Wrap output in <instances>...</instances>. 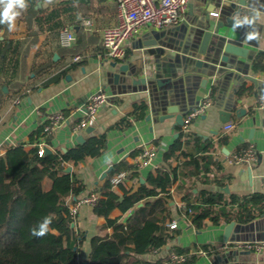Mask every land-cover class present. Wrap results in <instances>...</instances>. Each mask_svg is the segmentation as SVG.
Instances as JSON below:
<instances>
[{
  "label": "crops",
  "instance_id": "1",
  "mask_svg": "<svg viewBox=\"0 0 264 264\" xmlns=\"http://www.w3.org/2000/svg\"><path fill=\"white\" fill-rule=\"evenodd\" d=\"M236 1L188 0L178 24L162 28L145 24L126 41V53L120 60L107 57L101 43V30L116 23V0H34L30 4L25 1L27 7L19 10L14 30L9 31L7 24H0V154L18 142H24L28 147L39 144V129L41 131L46 117L57 111L64 112L67 121L45 136L44 147L50 151L67 150L78 144V135L84 141L105 134L106 145L100 155L86 157L76 164L65 163V167L70 168L69 173L82 185L76 195L62 197L69 207L79 197L98 193L97 189L106 177L101 178V175L122 159L137 165L136 178L122 179L124 188L135 190L144 183L149 172L153 173L163 163V152L178 137H174V134L181 130L182 139L186 136L189 138L184 148L186 153L205 156L208 161L215 162L210 165L209 171H201L195 177L180 175L185 185H193V193L206 189L234 194L243 199L251 197L252 205L258 206L262 202L260 196L264 194V174L261 167L256 166L257 154L264 159V109L260 107V103L264 102V70H254L252 62L256 54L264 52V13L260 12L256 18L258 28L255 29L257 34L250 39L252 45H246L253 50V54L240 59V67L232 70L237 81L240 82V76L247 73L262 82L263 87L257 88L246 80L240 85L239 82L233 84L229 78V81L221 83V88H216L213 80L220 75L205 76L199 73V68L188 74L179 69L176 77L171 79L172 89L167 92L178 111L187 110L186 115L204 99H209V103L191 119L185 130L183 126L174 124V114L161 117L159 102L163 96L162 91L154 88L148 92L139 86L134 91L117 93V85L112 82V74L118 70V66L123 63L132 65L142 56L145 42L150 38L178 46L180 52H185L184 38L190 35L198 22L195 15L198 7L208 6L211 12L217 13L215 5ZM215 17L210 15L212 20ZM86 19L91 22L89 26L83 24ZM64 27L74 35V40L67 47L58 42L59 30ZM75 55L80 56L77 62L72 61ZM201 76L206 78L204 87L199 86ZM242 85L250 89L239 94L237 91ZM98 90H103L108 100L96 110L87 125L92 130L86 132L87 126L74 129L75 120L85 115L84 105L88 96ZM16 99L18 102H15ZM140 100L147 105L144 116L133 120L128 126L113 128L119 119L132 110L133 103ZM227 106L231 107V113L228 121L222 122L219 111L227 110ZM239 107L244 108L245 114L237 119L234 110ZM229 122L234 127L225 131L223 126ZM223 137L226 138L225 142H222ZM248 146H252L255 152V160L249 166L252 168L251 175L247 165L231 161L234 153ZM143 148L152 149L153 154L150 160L139 162L136 156L140 152L134 156L131 153ZM185 158L180 156L177 162ZM172 164L175 165L176 161ZM186 170L189 171L190 167H185ZM178 184L179 179L170 189L171 218L166 221V225L172 220L177 224L172 228L174 231L171 237L162 246L134 255L131 264H168L174 246L185 248L187 258L195 257L189 264H264V251L244 253L229 245L230 240L264 238V216L260 215L247 223L235 222L240 227L232 229L227 241L228 247L225 248L223 232L227 222L214 224L205 219L203 226L196 229L188 218L182 216V209L178 208L179 202L183 201L175 190ZM44 186H47L45 181ZM112 189L118 194L122 192L117 184L112 185ZM92 205L80 206L73 222L74 231L83 234V240L77 247L78 263L88 260L89 238L92 235L111 233V228L101 230L100 226L105 219L93 213ZM127 215L118 208L110 212V217L122 221ZM231 254L233 258L228 261Z\"/></svg>",
  "mask_w": 264,
  "mask_h": 264
},
{
  "label": "trees",
  "instance_id": "2",
  "mask_svg": "<svg viewBox=\"0 0 264 264\" xmlns=\"http://www.w3.org/2000/svg\"><path fill=\"white\" fill-rule=\"evenodd\" d=\"M25 1L29 4L34 2ZM252 67L264 70V52L254 56ZM249 89L242 85L238 93ZM146 108L145 101L134 102L132 110L112 127L130 125L133 120L144 116ZM182 136L180 130L178 137L163 152V163L153 173L149 172L144 183L135 190L124 188L123 180H119L117 185L122 192L118 194L112 189L110 179L120 172H124L125 178H136L137 165L122 159L111 166L92 205L93 213L105 219L101 230L111 228V233L95 234L89 238V254L85 263L76 260L83 234L74 231L68 206L62 200L65 195H76L82 185L64 168L67 162L76 164L86 157L100 155L106 145L105 134L92 136L64 152L54 150L42 155H38V144L28 147L24 142H18L7 147L0 154V264H131L134 255L162 246L171 237L174 230L166 225V221L171 218L170 189L178 179L175 190L181 195L185 208L190 209L188 219L196 229L203 226L205 219L214 224L231 220L247 223L264 213V194L260 196L262 202L255 206L251 197L243 199L206 189L193 193V185H185L181 177H195L201 171L205 173L215 162L208 161L205 156L186 153L184 148L189 138L182 139ZM225 140L223 137L222 142ZM138 152L141 149L131 155ZM180 156L186 158L177 162ZM173 161H176L175 165ZM185 167H190V170L184 171ZM44 181L47 186H44ZM214 182L218 183V180ZM139 203L141 205L138 206ZM114 208L121 213L132 212L122 221L110 217ZM46 221H50L48 231L43 236L33 235V231L38 233ZM172 251L185 255L182 264L195 260L194 256L186 257L185 248L174 246Z\"/></svg>",
  "mask_w": 264,
  "mask_h": 264
},
{
  "label": "water",
  "instance_id": "3",
  "mask_svg": "<svg viewBox=\"0 0 264 264\" xmlns=\"http://www.w3.org/2000/svg\"><path fill=\"white\" fill-rule=\"evenodd\" d=\"M215 7L218 8L216 15L212 14L208 6L204 8L202 6L198 7V11L195 13L198 17V22L194 25L190 35L184 38L185 52H180V49L177 48L178 46H171L157 38L147 40L142 56L138 57L130 66L127 63L120 64L118 70L112 74V82L117 85V93L134 91L139 86L141 90H147L148 92L152 89L154 90V88L162 91L163 96L160 97L159 102V107L162 110L161 115H163L161 117L164 118L174 114V124L181 127L187 110L186 112H179L178 107L171 102L169 93H167L168 90L172 89L171 79L176 77L179 69L181 72L188 74L196 72V69L199 68V73L205 76L220 75L213 80V86L216 88H221V83L224 80L226 82L229 81V78L233 84L238 83L239 81L235 78L232 70L240 67L238 64L240 59H245L247 55L253 54V50L246 45H252L250 39L257 34L255 29L257 30L258 24L255 21L260 12L264 13V0L220 2ZM210 15L216 16L215 19H210ZM203 67H206L205 70ZM240 78L239 85L246 80L257 88L261 89L263 87L262 82H259L253 76L247 75V73H243ZM205 83L206 78L201 76L199 86L204 87ZM230 109L231 107L227 110L221 109L219 111L222 122L228 121L231 113ZM234 114L239 119L245 114V110L241 107L236 108ZM91 130V126H87L85 129L86 132ZM251 133L252 130L250 131ZM177 135V133L174 134V137ZM76 141L82 143V136L78 135ZM62 151L64 152L66 149L63 148ZM44 152H50V150L44 147ZM256 166L258 168L261 167L264 174V159H262L260 154H257ZM109 170L104 172L101 178L106 176ZM64 171L69 172L70 168L65 167ZM247 171L251 175L252 168L248 167ZM140 181L142 182L143 180ZM131 212L132 210L128 215ZM127 216L123 221L126 220ZM261 216H264V214H261ZM71 226L73 227V223H71ZM235 226L240 227L233 220L227 222L224 226L223 242L226 244L225 248L228 247L227 241ZM234 241L236 240H230L229 242ZM72 249L75 248L73 247ZM235 250L238 251L237 249ZM243 252L248 253V251ZM232 258L233 254L229 255L227 260L231 261Z\"/></svg>",
  "mask_w": 264,
  "mask_h": 264
},
{
  "label": "built area",
  "instance_id": "4",
  "mask_svg": "<svg viewBox=\"0 0 264 264\" xmlns=\"http://www.w3.org/2000/svg\"><path fill=\"white\" fill-rule=\"evenodd\" d=\"M188 0H116V23L106 26L101 30V43L107 57L113 60L123 59L126 53V41L131 38L145 24H150L156 28L172 26L178 24L186 10ZM216 15L215 12H212ZM90 20H84L83 24L90 25ZM1 34V30H0ZM74 40L73 33L66 27L61 28L58 33V42L61 46H70ZM80 60L79 55L72 58L73 62ZM108 100L107 94L103 90L91 93L84 105L85 115L78 118L73 123L74 129H82L86 127L96 110L104 105ZM15 102H18L16 99ZM209 103V99H204L196 108L190 110L183 118V129L188 126L193 117L198 115L204 105ZM260 107L264 109V102L260 103ZM67 121V116L62 111L49 114L45 122L41 126V142L38 144V155H42L45 146V136L53 129ZM234 127L233 123H225L223 129L229 131ZM153 150L143 148L136 156L139 162H146L151 159ZM255 160V152L252 146H248L231 157V161L236 164H245L248 167ZM125 177L124 172L111 176V185H116L119 180ZM98 193H89L85 196L77 198L69 207L68 212L73 222L77 216L79 207L88 204L92 205ZM178 208L182 209V216L189 218L190 209L185 208L183 201H180ZM176 221L172 220L168 223L169 228L176 227ZM228 244V243H227ZM231 244V245H230ZM229 245L240 251L263 252L264 239L239 240L230 242ZM201 252V251H200ZM185 260L184 254L171 253L168 258V264L180 263Z\"/></svg>",
  "mask_w": 264,
  "mask_h": 264
},
{
  "label": "clouds",
  "instance_id": "5",
  "mask_svg": "<svg viewBox=\"0 0 264 264\" xmlns=\"http://www.w3.org/2000/svg\"><path fill=\"white\" fill-rule=\"evenodd\" d=\"M27 5L25 0H0V24H7L9 31L14 30L15 20L20 15L19 10L26 9ZM50 221H46L41 225L40 231L34 232L33 235L43 236L47 231V224Z\"/></svg>",
  "mask_w": 264,
  "mask_h": 264
}]
</instances>
